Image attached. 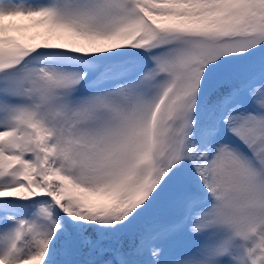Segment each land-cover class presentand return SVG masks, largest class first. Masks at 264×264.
Here are the masks:
<instances>
[{
  "label": "snow or ice",
  "instance_id": "snow-or-ice-1",
  "mask_svg": "<svg viewBox=\"0 0 264 264\" xmlns=\"http://www.w3.org/2000/svg\"><path fill=\"white\" fill-rule=\"evenodd\" d=\"M0 264H264V0H0Z\"/></svg>",
  "mask_w": 264,
  "mask_h": 264
},
{
  "label": "bare ground",
  "instance_id": "bare-ground-1",
  "mask_svg": "<svg viewBox=\"0 0 264 264\" xmlns=\"http://www.w3.org/2000/svg\"><path fill=\"white\" fill-rule=\"evenodd\" d=\"M6 23H7V21H6ZM15 23H17V24H26L28 22L24 21V20H16ZM20 32L26 34V33L31 32V30L30 29H20Z\"/></svg>",
  "mask_w": 264,
  "mask_h": 264
},
{
  "label": "rangeland",
  "instance_id": "rangeland-1",
  "mask_svg": "<svg viewBox=\"0 0 264 264\" xmlns=\"http://www.w3.org/2000/svg\"><path fill=\"white\" fill-rule=\"evenodd\" d=\"M29 33H26V34H29ZM12 34H14V35H21V34H24V33L20 32V30L19 31L13 30Z\"/></svg>",
  "mask_w": 264,
  "mask_h": 264
}]
</instances>
